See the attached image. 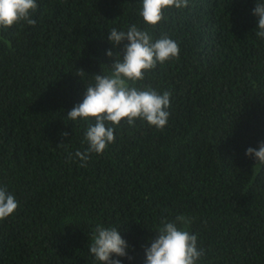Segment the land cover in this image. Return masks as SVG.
Segmentation results:
<instances>
[{"label":"trees","instance_id":"1","mask_svg":"<svg viewBox=\"0 0 264 264\" xmlns=\"http://www.w3.org/2000/svg\"><path fill=\"white\" fill-rule=\"evenodd\" d=\"M0 264H264V0H0Z\"/></svg>","mask_w":264,"mask_h":264}]
</instances>
